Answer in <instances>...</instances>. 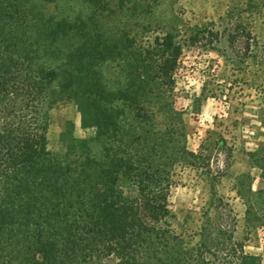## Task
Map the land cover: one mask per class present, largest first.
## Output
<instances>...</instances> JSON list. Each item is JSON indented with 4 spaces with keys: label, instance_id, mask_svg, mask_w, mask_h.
Here are the masks:
<instances>
[{
    "label": "trees",
    "instance_id": "1",
    "mask_svg": "<svg viewBox=\"0 0 264 264\" xmlns=\"http://www.w3.org/2000/svg\"><path fill=\"white\" fill-rule=\"evenodd\" d=\"M31 1L0 0V113L12 106L9 114L0 116V264H262L259 254L246 252L222 227L200 234V241L188 248L171 228L167 197L172 183L164 167L141 168L145 158H134L121 148H110L111 144L105 148L106 163L88 155L80 163L68 160L48 149L46 122L36 106V114H29L27 121L16 117L21 91L35 102L45 93L52 96L50 103L65 95L88 109L98 140L131 149L147 141L150 131L120 125L124 109L132 111L137 128L143 129L142 119L153 114L143 104L149 96L161 94L158 64L151 65L157 56L153 52L132 55L140 59L138 69L143 72V85L137 91L116 95L101 84L98 63L130 48L96 27L95 18L105 11L104 4L107 13L114 14L106 0H86L92 14L73 22L28 6ZM125 1L118 0V7ZM224 31L228 44L237 35L248 50L251 32L246 27ZM65 40L58 68L36 62L35 48L45 52L47 46L56 49ZM172 40L167 34L155 42L165 46L161 53L172 48L178 58L182 44L172 46ZM253 41L259 45L257 39ZM261 77L256 83L260 99L264 97ZM117 101L125 107L119 108ZM201 155L183 150L181 160ZM121 176L134 183L138 195L123 193L118 187Z\"/></svg>",
    "mask_w": 264,
    "mask_h": 264
},
{
    "label": "rangeland",
    "instance_id": "2",
    "mask_svg": "<svg viewBox=\"0 0 264 264\" xmlns=\"http://www.w3.org/2000/svg\"><path fill=\"white\" fill-rule=\"evenodd\" d=\"M106 2L114 14H108L104 4L96 27L130 48L98 63L96 72L105 90L116 95L137 91L143 72L138 69L140 59L134 57L139 52L157 55L151 65L158 64L161 94L143 100L146 112L153 114L142 119L143 129L137 128L129 109L119 119L125 127L150 131L148 140L131 149L98 140L88 109L65 95L50 103L52 96L45 93L35 102L21 91L16 117L27 121L29 114H36V106L46 122L48 149L68 160L80 163L88 155L106 163L105 148L111 144L134 158H145L141 168L164 167L172 183L167 197L171 228L188 248L200 241V234L222 227L246 252L259 254L264 264V97L260 99L256 86L262 79L259 74L264 76L259 71L264 70V0H126L121 8L118 0ZM30 5L70 22L93 12L86 0H32ZM236 26L251 32L248 50L237 35L228 44L224 30ZM167 34L173 37L172 46L182 44L178 58L172 48L161 53L165 46L155 42ZM66 46L65 40L56 49L47 46L45 52L35 48L36 62L58 68ZM116 105L125 107L123 101ZM11 109L6 106L0 116ZM183 150L202 157L182 161ZM118 187L126 196L138 195L125 177L119 178Z\"/></svg>",
    "mask_w": 264,
    "mask_h": 264
}]
</instances>
